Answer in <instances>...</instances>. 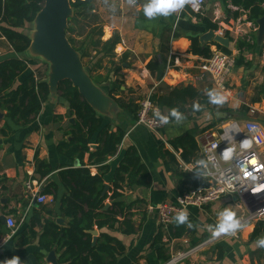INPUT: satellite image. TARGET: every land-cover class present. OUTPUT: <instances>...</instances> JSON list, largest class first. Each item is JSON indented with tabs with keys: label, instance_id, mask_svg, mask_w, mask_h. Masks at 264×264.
I'll return each mask as SVG.
<instances>
[{
	"label": "crops",
	"instance_id": "0c3cea01",
	"mask_svg": "<svg viewBox=\"0 0 264 264\" xmlns=\"http://www.w3.org/2000/svg\"><path fill=\"white\" fill-rule=\"evenodd\" d=\"M148 2L149 0H117L114 3L116 13L112 17L109 16L110 23L107 21L103 24L101 39L106 41L113 34L119 35L120 42L115 46L116 58L114 60L118 62L123 55L127 56L116 73V77L123 82L124 86L120 88V92L109 96L107 92L111 86L109 83L102 85L94 83L116 103L114 113H110L109 116L98 113L99 117L112 124L113 132L117 128L125 132L117 153L108 157L106 161L109 170L103 175L105 193L112 194L115 169L123 154L130 148L136 151L140 164L143 166V173L139 174V179H143L147 183L146 186L133 187H127L126 180L118 183L121 186L118 192L123 194L126 204H133L130 211L135 214L132 219L136 226V232L132 235H121L117 225L114 230L108 232L121 241L125 249L123 254L118 257L117 264H163L158 260L156 247L153 245L157 235L160 233L162 239V234L156 215L148 212L147 208L164 202L175 203L181 194L195 189L194 184H198L196 188L206 185V182H202L191 172L181 168L183 162L179 158L180 150L175 151L172 146L176 139L185 134L194 136L198 146L197 155L190 163L183 164L187 170L197 171L201 170L199 164L202 161L201 158H198L201 156L198 140L204 131L217 130L220 126L231 122H254L251 119L257 113L263 115L261 123L258 122V124L264 129V93L261 91L264 86V36L261 45H257L258 50L243 54L245 63L248 62V65L234 64L225 82V89L216 87L208 75L200 79L201 71L197 67L204 59L189 52L188 37L197 36L199 38L201 35L213 31L200 25L201 18H206L217 27V30L213 31L215 35H217L216 31L228 29L231 24L237 31L241 24L243 33H236V31L234 33L233 31L226 33V36H221L228 40L229 37L233 39L232 42H228L227 48L231 51V56L236 58L238 51L235 49L234 42L237 38L240 36L249 37L253 34L256 40L257 23L254 26L247 21V11L237 9L230 0H205L201 9L198 12L192 11L193 14L185 6L169 16L148 19L143 14V5ZM100 5L104 6L105 14H109L107 0H101ZM100 5L97 4V7L101 9ZM28 27L29 25L27 29H29ZM175 34L178 35L177 38H174ZM210 50L212 52L217 49L211 45ZM161 55L166 59V63L161 69L163 71L161 80L157 81V73L151 74L147 65L156 59L160 60ZM13 56L7 42L0 38V62ZM23 58L31 62L28 69L34 73L45 67L47 81V63L30 57L26 53ZM168 61L173 65V69L165 70ZM82 63L84 65L83 61ZM105 64L103 60L102 69L99 71L101 75H105L111 67L110 63L108 66ZM248 82L253 85V91L255 87L257 89L254 96H252L253 91H249ZM180 84L192 85L203 94V97L216 91L225 97V101L222 103L225 108L236 112L247 108V112L245 116L239 117H236L234 113L236 118L231 117L230 113L224 112L229 114L227 118L217 120L215 116L220 112L219 105L212 103V100L207 104L205 100H202L199 112L187 113V117L184 119L168 122L163 129L154 134L147 128L136 125L133 116L124 112L116 102V99L125 101L130 99L139 104L141 101L139 103L138 101L141 98V100L149 99L150 94L159 87H173ZM241 87L244 88V96L241 99L247 104L236 99V93L242 89ZM133 89L138 90L140 94H133ZM139 95L141 98L137 99ZM59 97V92L56 96L48 95L39 114L26 125H14L5 117V111L0 110V216L6 217V220L12 219L16 224L15 229L11 232L7 224L3 225L0 221V239H5L0 247V262L17 256L20 259V264H53L47 260V255L53 250L57 255L56 262L58 264L61 256L62 251L57 250L56 247L50 251L45 250L40 245V238L46 220H53L59 227L68 225L67 220L61 217L59 212V199L64 190L60 187L56 202H52V197L47 195L51 201L38 203L36 200L38 195L35 193L37 190L41 193L42 188L46 187L48 183H56L61 186L58 173L67 168L81 166L78 159L70 161L59 151V145L71 139L70 125L75 123V118L68 116L64 105L59 103ZM187 107L189 108V105ZM71 118L74 119L73 123L70 122ZM5 124L10 126L11 131L3 135L1 129ZM96 147V144L90 145L92 151ZM166 152L171 154L176 161L167 156ZM88 156L87 153L83 157L82 162L85 165L88 164ZM36 158L46 165L39 166L36 163ZM76 162L78 165H75ZM47 166L51 169V173L41 176L40 172L46 170ZM96 173L97 168L90 167V174L95 175ZM143 176L144 178H142ZM124 178H126L125 175ZM27 184L32 185L33 191L27 190ZM105 204L110 206L109 198L105 200ZM225 210L233 211L235 217L240 214L241 206L236 197L224 196L201 208H186L184 212L187 213V220L184 223L187 224V232L182 237L174 238L172 237L174 231L170 227L176 220L169 227V237L175 240L171 244L173 252L197 248L216 237L217 235H213L210 229L216 227L219 214ZM48 211L53 214L49 215ZM58 218L63 219L64 223L57 224L56 219ZM37 219L40 220L39 223L36 222ZM256 223L242 227L238 238L224 236L217 238L207 246H201L183 264H264L262 250L264 247L257 244V241L263 239V232L254 234ZM30 230L34 232V238L30 237ZM93 230L97 231V239L99 231L96 227ZM19 231L23 232L20 236L17 235ZM25 239L27 244L21 245Z\"/></svg>",
	"mask_w": 264,
	"mask_h": 264
},
{
	"label": "trees",
	"instance_id": "16d2710c",
	"mask_svg": "<svg viewBox=\"0 0 264 264\" xmlns=\"http://www.w3.org/2000/svg\"><path fill=\"white\" fill-rule=\"evenodd\" d=\"M230 2L237 9L247 11V21L254 26L256 21L264 16V0H230ZM69 3L73 11L66 28L69 44L80 54L81 61L88 58L83 62L93 83L99 85L109 83L111 85L107 91L109 96L120 92V88L124 84L116 77V73L127 56L123 55L118 62L114 60L116 58L114 49L120 42L119 35L113 34L106 41L101 39L103 24L99 22V17L95 14L94 0H69ZM42 4L43 0H0V38L7 42L10 52L14 54L13 57L0 62V110L5 111V117L14 125L30 123L39 114L42 104L49 95L46 76L38 77L36 73L30 71L28 65L31 62L23 58L30 44L27 26L32 24L36 14L41 10ZM186 9L193 14L189 8ZM200 25L209 30H217V27L206 18H201ZM84 32L86 33L84 34ZM177 37L178 35L175 34L174 38ZM188 39L190 41L189 52L194 56L208 59L212 54L211 45L215 46L217 50L231 55L228 48L218 44H201L197 36H190ZM232 40L229 37V41L232 42ZM234 46L238 51L237 57L234 58V64L239 66L248 65V62L245 63L244 53L255 52L259 49L253 34L249 37L240 36L235 40ZM104 59H108L111 67L105 75H101L99 71L102 69ZM93 60L95 61L93 62ZM164 63H166V59L161 55L160 60L156 59L150 62L147 69L151 74H156L157 71L163 69ZM261 91L264 93V86ZM58 92L70 104V116L75 118V123L70 125L71 139L60 144L59 151L70 161L78 159L81 166L61 170L58 173L61 186L56 183H48L46 187L42 188L41 194L51 196L52 202L57 201L60 187L64 190L59 199V212L60 216L67 220L68 225L59 227L53 220H46L40 245L47 251L53 247L62 251L58 264H117L118 257L123 254L125 249L121 241L108 232L114 230L116 225L121 235H132L136 232V226L132 219L135 214L130 211L133 204H126L123 194L118 192V189H121L118 183L126 180L127 187L146 186L147 183L143 179H139V174L143 173V166L140 164L136 151L132 148L128 149L115 169L112 194L105 193L103 175L109 170L106 161L108 157L117 153L125 132L120 128L113 132L112 124L99 117L69 81L59 83ZM202 100H205L207 104L211 101V97L210 95L203 97V94L190 84L159 87L149 96V101L159 108L165 117H168V122L177 121L176 117L171 114L172 110L179 111L182 115L181 119L187 117V113L199 112ZM116 102L136 121L139 104L130 99L126 101L116 99ZM195 103L196 105H194ZM191 105L194 106L191 107ZM215 105H219L217 108L220 112H228L233 118L245 116L247 112V108L236 112L225 108L223 104ZM234 113L236 117H234ZM10 131L11 128L8 124H5L1 129L3 135ZM92 144L97 145L94 151L90 149ZM172 146L175 151L180 150L179 158L185 164L190 163L197 155L198 146L193 135L185 134L179 137L172 143ZM87 153L89 154L88 164L85 165L82 161ZM166 155L176 161L168 152ZM198 158L202 159L201 156ZM35 160L39 166L46 165L39 162L37 158ZM90 167L97 168L95 175L90 174ZM50 173L51 169L47 166V169L40 172V175L46 176ZM197 186L198 184H194L193 187ZM108 198L110 206L105 208V200ZM48 214L52 215L53 213L48 211ZM36 222L39 223L40 220L37 219ZM186 225L184 222L175 221L170 227L174 231L172 237H182L187 232ZM94 227L99 231L95 242L89 233ZM261 232H263L264 239V222L256 223L254 229V234ZM22 234L23 232L19 231L17 235ZM30 237H35L32 230H30ZM25 244H27L26 239L21 245ZM153 245L156 247L158 260L162 263L168 262L171 256L161 242L160 233ZM262 250L264 253V248Z\"/></svg>",
	"mask_w": 264,
	"mask_h": 264
},
{
	"label": "built area",
	"instance_id": "2783aa9c",
	"mask_svg": "<svg viewBox=\"0 0 264 264\" xmlns=\"http://www.w3.org/2000/svg\"><path fill=\"white\" fill-rule=\"evenodd\" d=\"M83 1V0H82ZM205 0H194V6L186 4L185 6L193 12H198ZM235 33L236 28L229 25L228 29L218 30L215 33L219 36H226V33ZM241 32V24L236 33ZM234 67V58L219 50L212 51L208 59H204L198 65L201 71L200 79L208 75L212 83L220 89H225V82ZM173 69L170 61L167 62L165 70ZM195 80V79H194ZM165 117L161 110L153 105L149 99H144L139 103L136 125L147 128L154 134L163 129L167 123L162 121ZM215 131V132H214ZM250 141L249 148H243L244 141ZM199 141L202 161L201 170L189 171L181 163L184 171L191 172L205 186H201L181 194L175 203L164 202L156 206H149L147 211L156 215L158 226L162 234L161 242L169 251L170 260L163 264H183L194 252L201 246H207L217 238L230 236L238 238L240 229L247 224L264 221V191L253 193V188L264 185V129L256 122H231L220 126L217 130L204 131ZM231 149L228 159H224V153ZM255 160V164L252 163ZM251 172L252 175L245 179L244 172ZM255 177V179L253 178ZM27 190L33 191L32 185H26ZM36 200L38 203L51 201L50 197L36 191ZM224 196H233L241 206V212L235 218L240 220L242 227L234 233H221L216 237L201 244L197 248L187 251L173 252L171 244L175 241L169 237V227L175 220V217L184 212L188 207H204L218 201ZM7 226L11 232L16 224L12 219L6 220ZM5 239H0V247Z\"/></svg>",
	"mask_w": 264,
	"mask_h": 264
},
{
	"label": "water",
	"instance_id": "95a60500",
	"mask_svg": "<svg viewBox=\"0 0 264 264\" xmlns=\"http://www.w3.org/2000/svg\"><path fill=\"white\" fill-rule=\"evenodd\" d=\"M72 8L69 0H43L41 10L36 14L33 24V31L28 36L30 39L26 54L33 58H38L48 64L47 85L49 95H57L58 85L63 81H69L75 87L79 95L96 112L103 116H109L116 110V103L101 88L96 86L86 71L80 54L69 44L66 36L68 19L72 16ZM257 30L255 32L257 45H261L264 36V16L256 21ZM201 44L215 43L221 47H228V38L215 35L209 31L199 37ZM163 71L157 72V81L161 80ZM59 103L64 105L67 115H70V104L61 96ZM229 114L219 112L215 118L217 120L226 119ZM73 123L74 119L71 118ZM75 165H78L76 162ZM107 188V187H106ZM108 206L106 204L105 208ZM3 225L6 224V217L0 216ZM56 223L63 224V219H56ZM93 236V242L97 237V231L89 232ZM57 255L50 251L47 260L53 264Z\"/></svg>",
	"mask_w": 264,
	"mask_h": 264
},
{
	"label": "clouds",
	"instance_id": "9594fccd",
	"mask_svg": "<svg viewBox=\"0 0 264 264\" xmlns=\"http://www.w3.org/2000/svg\"><path fill=\"white\" fill-rule=\"evenodd\" d=\"M186 4H191L194 6V0H149L148 3L143 5V14L148 19L156 18L157 16H169L172 13L181 10L185 7ZM179 63V61H177ZM212 103L222 104L225 101V97L216 91L209 93ZM176 117L177 120L182 118V115L177 110H172L171 113ZM163 122L167 123L168 117L161 118ZM251 142L246 140L244 141L242 147L249 148ZM231 154V149L224 153V159H228ZM252 163L255 164V160H252ZM252 173L245 171L244 176L247 179L248 176H251ZM255 179V177H253ZM253 193H259L264 191V185L253 188L251 190ZM175 220L178 223H182L187 220V213L181 212L176 217ZM242 227L240 220L235 218V213L231 210H225L219 214L218 223L215 228H211L213 235H218L221 233H234L237 229ZM257 244L261 247H264V239L257 241ZM0 264H20V259L17 256L12 257Z\"/></svg>",
	"mask_w": 264,
	"mask_h": 264
},
{
	"label": "rangeland",
	"instance_id": "374dc122",
	"mask_svg": "<svg viewBox=\"0 0 264 264\" xmlns=\"http://www.w3.org/2000/svg\"><path fill=\"white\" fill-rule=\"evenodd\" d=\"M100 2H101V0H94V3L96 4L95 5V7H94V9H95V14L99 17V22H101L102 24H105L107 21H109V16L110 17H112L113 15H115V11H116V9L114 8V3H116L117 2V0H107V4H108V7H109V9H110V11L108 12L109 14H105V12L103 11V9H104V6L103 5H100ZM97 4H99L100 5V7H101V9L100 8H98L97 7ZM102 10V11H101ZM98 11H101L100 13L98 12ZM115 17V16H114ZM111 21V20H110ZM110 21H109V23H110ZM29 29H30V31L27 33V35L28 36H30L31 35V32L33 31V24H31V25H29V27H28ZM66 32V31H65ZM86 32H84V34H85ZM82 38V37H81ZM88 60V58H84L83 59V61L85 62V61H87ZM46 63V62H45ZM104 63H106L105 65H109V62L107 61V59H104ZM108 63V64H107ZM36 73V75L39 77V76H44L45 75V67H43V69H40L39 71H36L35 72ZM248 84H249V86H250V89H249V91L250 92H252L253 91V85H251V83L250 82H248ZM248 84H247V86H248ZM230 87V86H229ZM242 88V87H241ZM230 89H232L231 87H230ZM256 87L254 88V91H253V95L252 96H254V93L256 92ZM243 91H244V88H242V89H239L238 91H237V93H236V99H238V100H240V101H244L243 99H241L243 96H244V94H243ZM132 93L133 94H140L139 93V91L137 90H132ZM134 98V97H133ZM136 98V97H135ZM141 97H140V95L137 97V99H140ZM248 99H250L251 97H247ZM142 99V98H141ZM139 100L138 101V103L140 102V101H142V100ZM244 103H245V101H244ZM245 104H247V103H245ZM242 105V104H241ZM240 105V106H241ZM249 105V104H248ZM241 107H243V106H241ZM240 107V108H241ZM263 115H261V113H257V114H255L254 116H253V119H251L252 121H254V122H256V123H261V117H262ZM263 127V126H262Z\"/></svg>",
	"mask_w": 264,
	"mask_h": 264
}]
</instances>
